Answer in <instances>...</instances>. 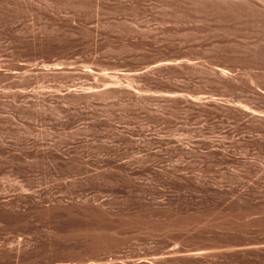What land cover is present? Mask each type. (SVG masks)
<instances>
[{
  "label": "rangeland",
  "instance_id": "rangeland-1",
  "mask_svg": "<svg viewBox=\"0 0 264 264\" xmlns=\"http://www.w3.org/2000/svg\"><path fill=\"white\" fill-rule=\"evenodd\" d=\"M0 264H264V0H0Z\"/></svg>",
  "mask_w": 264,
  "mask_h": 264
}]
</instances>
